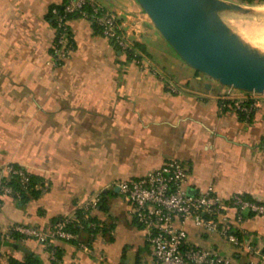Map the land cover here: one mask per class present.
Instances as JSON below:
<instances>
[{"label": "crops", "instance_id": "1", "mask_svg": "<svg viewBox=\"0 0 264 264\" xmlns=\"http://www.w3.org/2000/svg\"><path fill=\"white\" fill-rule=\"evenodd\" d=\"M96 1L119 14L132 40L144 46L138 52L142 64L89 21L74 17V51L53 66L52 11L62 0H0V165H20L41 189L24 202L2 198L0 264L23 262L27 254L53 264L42 244L21 236L9 240L7 229L49 228L102 193L104 207L91 214L104 229L88 243L90 251L79 245L85 233L52 240L49 250L57 251L58 264H149L147 232L116 184L169 159L187 166L190 192L212 188L224 198L241 193L264 201V98L257 96L253 116L243 120L221 99L229 87L188 66L136 0ZM241 227L243 242L262 252L264 215L247 218ZM188 238L233 264L258 258L218 233L190 227Z\"/></svg>", "mask_w": 264, "mask_h": 264}, {"label": "built area", "instance_id": "2", "mask_svg": "<svg viewBox=\"0 0 264 264\" xmlns=\"http://www.w3.org/2000/svg\"><path fill=\"white\" fill-rule=\"evenodd\" d=\"M52 14L56 31L50 48L53 66L62 65L74 51L70 28L74 17L89 21L121 53L132 56V59L142 64L138 60L131 33L126 30L120 15L109 11L96 0H62L61 6L53 9ZM168 88L177 92L172 84ZM232 91L237 90L229 88L221 99H231L233 109L243 115V120H250L259 104L260 99L256 97L259 94L234 97ZM12 177H17L23 188H28L30 173L23 167L17 168L13 163L0 165V206L3 197L19 196V191L8 184ZM187 178V166L180 160L169 159L143 176L121 180L116 184L119 193L129 204L132 215L147 232V241L151 246L149 264H233L229 258L211 248L192 244L188 238L190 227L207 234L218 233L235 247L255 253L258 258L251 264H264V252L243 242L244 231L241 227L247 219L245 213L264 215V201L248 199L241 193L224 198L212 188L193 193L186 187ZM100 201V195H96L83 207L85 217L98 209ZM72 222L73 218L67 217L46 229L15 224L7 229L5 237L14 240V234H18L36 240L48 250L53 263L58 260L56 250H49L51 241L77 238L68 228ZM79 245L90 251L88 243L80 242Z\"/></svg>", "mask_w": 264, "mask_h": 264}, {"label": "water", "instance_id": "3", "mask_svg": "<svg viewBox=\"0 0 264 264\" xmlns=\"http://www.w3.org/2000/svg\"><path fill=\"white\" fill-rule=\"evenodd\" d=\"M136 1L188 66L226 87L264 94V52L242 43L220 17L246 13L244 6L228 0Z\"/></svg>", "mask_w": 264, "mask_h": 264}, {"label": "trees", "instance_id": "4", "mask_svg": "<svg viewBox=\"0 0 264 264\" xmlns=\"http://www.w3.org/2000/svg\"><path fill=\"white\" fill-rule=\"evenodd\" d=\"M240 1L247 2L250 4L254 2V0H240ZM259 1L264 3V0H259ZM96 29L99 30L98 28H96ZM134 48H135V51H137V52H142V53L145 52L144 46L138 42H134ZM129 58H132V56H129ZM245 93L250 94V92H245ZM224 104L226 105L227 108H229L230 106L233 105V101L231 99L224 100ZM239 115L243 119V115L241 113H239ZM252 116H253V114H252ZM14 165L17 168L21 167L20 165H17V164H14ZM38 181H39V179L36 176L30 174V182H29L28 188H23L21 186V184L19 183V180L17 177L10 178L8 184L11 185L16 191H19V196H14V198L24 202L30 198L37 197L40 195L41 189L37 187V183H39ZM100 197H101V201L99 204V209L104 207L105 193L100 194ZM247 198L251 199L250 197H247ZM85 214H86V212L84 209L77 210L74 217H72L73 222L69 224L68 228L71 232H73L74 234H76L78 236L81 235L82 233H85L88 236V238L86 237L87 239H85V237L82 236L81 239L84 241H87V243H89L93 239V237L97 234L98 230H100V229L103 230L104 228H103V226H101V224H99V220L95 215H92V214L88 215L87 214L88 216L85 217ZM245 216L247 218H250L254 215L250 212H247V213H245ZM64 218H67V217H60V218L55 219L53 224L58 222L59 220L64 219ZM238 235H240V234H238ZM14 237L18 238V237H20V235L14 234ZM82 240H81V242H82ZM50 247H52V246H50ZM56 255H57V260H59L58 259L59 255L57 254V251H56ZM6 264H42V262L39 259H37L36 257H34L32 254H27L26 260L23 262L18 261L14 258H10V259H8ZM53 264H58V261L53 262Z\"/></svg>", "mask_w": 264, "mask_h": 264}, {"label": "rangeland", "instance_id": "5", "mask_svg": "<svg viewBox=\"0 0 264 264\" xmlns=\"http://www.w3.org/2000/svg\"><path fill=\"white\" fill-rule=\"evenodd\" d=\"M228 1L241 4L248 11L246 13H238V12L220 13V17L222 21L227 25L230 31L242 43L248 45L253 49L264 52V48L261 47L264 46V39H261L257 35L250 33L249 31L246 30L251 26L254 27L261 25L262 27H264V3L260 2L259 0H254V2L251 4L247 2H242L240 0H228ZM237 92H241V91L237 90ZM257 96H259L258 98H260V96H262L261 98H264V94H259Z\"/></svg>", "mask_w": 264, "mask_h": 264}, {"label": "bare ground", "instance_id": "6", "mask_svg": "<svg viewBox=\"0 0 264 264\" xmlns=\"http://www.w3.org/2000/svg\"><path fill=\"white\" fill-rule=\"evenodd\" d=\"M246 30L249 31L250 33H253V34L257 35L259 38L264 39V27H262L261 25L254 26V27L251 26V27H249ZM261 47L264 48V46H261Z\"/></svg>", "mask_w": 264, "mask_h": 264}]
</instances>
